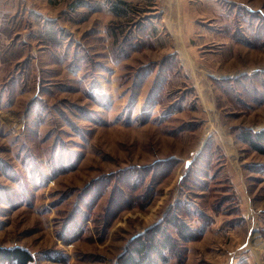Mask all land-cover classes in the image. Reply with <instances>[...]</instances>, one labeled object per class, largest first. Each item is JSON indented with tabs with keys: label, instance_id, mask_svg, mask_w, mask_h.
Here are the masks:
<instances>
[{
	"label": "rangeland",
	"instance_id": "obj_1",
	"mask_svg": "<svg viewBox=\"0 0 264 264\" xmlns=\"http://www.w3.org/2000/svg\"><path fill=\"white\" fill-rule=\"evenodd\" d=\"M34 1L0 0V247L118 264L179 210L197 234L164 264H264V155L240 137L264 129V0H174L179 53L149 39L158 0H111L118 17L80 0L51 22Z\"/></svg>",
	"mask_w": 264,
	"mask_h": 264
},
{
	"label": "trees",
	"instance_id": "obj_2",
	"mask_svg": "<svg viewBox=\"0 0 264 264\" xmlns=\"http://www.w3.org/2000/svg\"><path fill=\"white\" fill-rule=\"evenodd\" d=\"M255 75L256 76L252 77L243 76L241 79L238 78L239 80L235 79L234 82L231 80H226V89L229 88L230 82L233 86L236 85L238 89H243L245 82L248 83V87L254 86V79L259 80L260 77V74L258 73ZM234 89L235 87H231V90ZM240 137L243 143L246 144L250 149H253L264 155V129L261 131L243 129L240 132ZM213 142V137H211L204 146L201 155L193 162L195 165H198L195 166V168H192L194 171L193 173L195 174L192 176L193 179L195 177V186L202 182L200 180L201 172L205 177L209 176L211 172H213V168H208L210 165L204 164L205 161L215 160L216 154L212 152ZM221 155L219 153V156ZM171 161L175 162V160ZM220 168H222V164ZM213 174L215 175L216 173ZM186 177L187 176H185V178ZM227 198L230 199V197ZM179 205L178 207H181V210L183 206ZM229 207L233 208L231 206ZM234 211L237 210L234 208ZM171 214L172 215L169 217L167 216L163 222L157 223L155 226L149 228L146 233L137 235L132 242V246L127 248V250L121 254L118 264H164L171 255H175L176 253L179 254L181 251V241L194 240L197 231L193 229L190 224H188L187 220L184 219V217L179 213V210H172ZM230 222L235 221L231 220ZM174 233L177 234L179 239L173 235ZM34 260L35 258L33 257V254L21 246L14 248L0 247V264H32Z\"/></svg>",
	"mask_w": 264,
	"mask_h": 264
},
{
	"label": "crops",
	"instance_id": "obj_3",
	"mask_svg": "<svg viewBox=\"0 0 264 264\" xmlns=\"http://www.w3.org/2000/svg\"><path fill=\"white\" fill-rule=\"evenodd\" d=\"M158 1L160 3H163V8H167L166 10L163 11L164 14L162 15V26L164 25V29L161 28V30H159V27H158L159 25L157 23V21L159 19H161L159 16L160 10H158L156 12L148 13L146 18L148 20L152 21L150 23V25L151 26L153 25V27L155 28V31H152L150 33L149 39L152 38L151 42L154 45H156V47H154V48L159 49V47H160L159 44L165 43V45L167 44L168 47L170 49H172L171 53L178 52L179 50L181 51V49L178 47L179 46V35L176 32V26H175L176 24L174 21H172L173 17L175 16L174 5H173L174 0H158ZM179 1L181 2L182 0H179ZM123 2H124V4H127V6L130 5L126 0H120L119 1V3H123ZM110 3H111V0H92V1L85 2V5L88 6V8H89L88 13L91 12V15L96 14L95 13L96 10H98L99 7L102 6L103 10H104V16L114 17L117 15L116 17H118L119 14H117V12L118 13L121 12V9H119V10L117 9V12L113 14L114 10L116 9V6L113 9L112 8L113 5H111ZM34 4H36L34 7H31L30 5L26 4L27 7H30L27 10L28 13H31V16H32V13L35 14L37 16L36 18H38V19L41 18V21L47 20L50 22L55 21V20H60L62 15H64V13H68V12L70 13L71 12V14L72 13L75 14L76 13L75 11H77L79 7L83 6V2H80V0L71 1L70 4L67 6H64L63 0H50V1L48 0V3H41V2L39 3V0H35ZM172 5H173V7L171 8ZM46 6H48V8ZM119 6H121V5H119ZM21 8L22 9L24 8L23 5H21ZM17 9L15 10V13H16ZM119 16H122V14H120ZM95 19L100 20L101 17L93 16V20H95ZM107 19L109 20L111 18H106V17L102 18V20H105V21H107ZM31 22H32V20H31ZM192 33H190V37L192 36ZM183 39L186 40L184 35H183ZM172 56H175V54H173ZM181 59L182 58L180 57V60ZM226 167H227V165H226Z\"/></svg>",
	"mask_w": 264,
	"mask_h": 264
}]
</instances>
